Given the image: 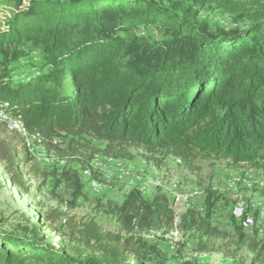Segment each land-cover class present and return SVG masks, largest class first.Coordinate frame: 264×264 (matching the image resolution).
I'll use <instances>...</instances> for the list:
<instances>
[{
  "label": "trees",
  "instance_id": "obj_1",
  "mask_svg": "<svg viewBox=\"0 0 264 264\" xmlns=\"http://www.w3.org/2000/svg\"><path fill=\"white\" fill-rule=\"evenodd\" d=\"M8 1L13 12L0 26V111L25 133L0 119V162L22 191L29 156L17 157L15 146L26 136L82 168L97 151L129 159L132 149L154 166L168 156L189 169L209 159L264 165V0ZM206 4L233 25L200 20ZM33 51L39 59L24 63L34 71L13 82L10 64L18 67ZM91 140L104 145L97 150ZM50 175L73 191V206L82 193L77 172L63 167ZM212 206L206 198L203 213L188 207L177 218L159 188L143 197L133 187L108 210L115 233L101 232L93 220L70 234L53 226L66 237L56 246L35 224L0 225V264H211L179 261L141 235L178 228L225 237L210 222ZM240 221L231 222L238 244L245 237Z\"/></svg>",
  "mask_w": 264,
  "mask_h": 264
},
{
  "label": "rangeland",
  "instance_id": "obj_2",
  "mask_svg": "<svg viewBox=\"0 0 264 264\" xmlns=\"http://www.w3.org/2000/svg\"><path fill=\"white\" fill-rule=\"evenodd\" d=\"M198 10V18L209 25L218 24L225 28L233 25L213 5L206 4ZM12 12L13 3L1 0L0 26ZM39 56L33 51L20 57L18 67L12 62V81L26 78L34 71L24 62H36ZM0 119L5 120L7 125V115ZM53 142L64 145L62 138H54ZM91 144L99 150L104 142L91 140ZM15 150L17 157L21 156V152H27L29 156L23 174L27 190L22 191L10 181L4 164L0 162V225L5 230H12L18 223L35 224L39 235L56 246H62L61 241H66V237L60 236L57 231L77 232L82 224L90 220L101 232L115 233V221L108 212L109 208L120 204L133 187L143 197H149L159 188L167 195L177 218L188 207L203 213L206 198L211 200L210 222L228 235L199 237L194 232L174 228L164 233H143L141 237L148 244H156L179 261L251 264L256 259L254 264H264V219L256 217L260 208L264 210V165L260 168L248 164L230 166L226 160L209 159L196 160V168L189 169L168 156L159 166H154L144 160L140 149H132L133 156L129 159L106 157L97 151L89 166L82 168L76 159L60 158L28 136L24 142L17 143ZM63 167L74 169L82 184V193L73 206L70 205L73 191L63 183L54 185L50 175L51 170L60 171ZM237 204L243 207L245 214L253 215L252 223L245 222L243 225L244 242L239 244L231 224L233 220L236 224L241 223L233 216ZM45 216L49 217L48 221H43ZM53 226L57 231L51 229ZM251 243L256 246L255 249L250 248ZM257 253L259 257H256Z\"/></svg>",
  "mask_w": 264,
  "mask_h": 264
},
{
  "label": "bare ground",
  "instance_id": "obj_3",
  "mask_svg": "<svg viewBox=\"0 0 264 264\" xmlns=\"http://www.w3.org/2000/svg\"><path fill=\"white\" fill-rule=\"evenodd\" d=\"M3 116H4V115H3L2 112L0 111V118L3 117ZM6 122H7V126H8L9 128H11V129H15V130H17V131H19V132H21V133H25V132H24V129H23L22 126H21V123H20V122H18V121H16V120H11V119H7ZM18 125H19V126H18ZM23 135H24V134H23ZM239 208H240V209H243V207H242L240 204H239ZM233 212H238V205L235 206ZM234 218H236V219H241L240 216H234ZM260 218H261V217H260ZM261 219H263V218H261ZM245 222L248 223V224H250V223H252V219L249 218V220H248V219L245 218Z\"/></svg>",
  "mask_w": 264,
  "mask_h": 264
},
{
  "label": "built area",
  "instance_id": "obj_4",
  "mask_svg": "<svg viewBox=\"0 0 264 264\" xmlns=\"http://www.w3.org/2000/svg\"><path fill=\"white\" fill-rule=\"evenodd\" d=\"M237 205H238V212H233V216H240V218H246L248 220L249 218L253 217L252 214H245L244 210L239 208V204ZM256 217H261L264 219V210L262 208L258 210V214H256Z\"/></svg>",
  "mask_w": 264,
  "mask_h": 264
}]
</instances>
